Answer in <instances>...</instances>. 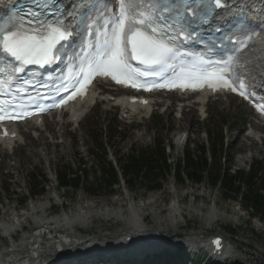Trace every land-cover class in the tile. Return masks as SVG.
<instances>
[{
    "label": "snow or ice",
    "instance_id": "snow-or-ice-1",
    "mask_svg": "<svg viewBox=\"0 0 264 264\" xmlns=\"http://www.w3.org/2000/svg\"><path fill=\"white\" fill-rule=\"evenodd\" d=\"M32 3L40 11L24 13L21 8L6 18L0 16V97L7 98L0 99V120L15 118L11 112L23 106L20 101L35 99L24 96L34 83L21 75L28 66L45 68L59 62L67 71L61 69L59 76H50L53 85L41 86L54 87L58 96L72 89L68 99L82 94L97 76L146 91L207 85L213 91L227 88L250 98L233 67L234 53L245 46L240 38L221 34L208 44L207 52L214 50L217 41L232 45L226 58L215 60L186 47L194 41L203 42L198 29L209 22L216 9L226 6L227 0H117L115 12L111 0H94L86 13L77 16L74 29L65 23L62 0ZM242 35L250 41L249 34L242 31ZM252 99L255 101L254 96ZM65 102L61 96L59 103ZM257 110L264 112V106L257 104Z\"/></svg>",
    "mask_w": 264,
    "mask_h": 264
},
{
    "label": "rangeland",
    "instance_id": "rangeland-1",
    "mask_svg": "<svg viewBox=\"0 0 264 264\" xmlns=\"http://www.w3.org/2000/svg\"><path fill=\"white\" fill-rule=\"evenodd\" d=\"M164 100L165 103L170 102L173 100V95L167 96ZM163 109L164 107L161 105L158 111L153 113L149 119H134L132 123H123L119 122L120 117L115 108H110L107 104L98 103L84 116L80 125L78 124L80 128H75L71 124H66L65 128V124L62 122L63 125L61 126L64 128L61 130L64 131V134L61 138L56 139H53V133L58 131L60 125L57 126L56 124H52L51 117L45 124L50 134L47 132L45 133L44 130V132L41 130L37 133V136L40 133L47 134L44 141L47 143L49 149V162L45 158H42L38 160L31 159L29 162L24 163L25 158L30 156L29 150L27 151L29 148V144L27 143L34 141L33 139L35 138L32 137L31 132L28 133L26 129L24 131L22 130L26 136H30L25 140V146H17L16 148L18 149H16L15 152L14 148L11 152L13 153L11 157H8L0 148V217L4 215L7 218V213L3 214L2 211L8 209L9 213L14 209L13 207H18L19 213L17 211L16 213L21 215L30 207L29 205H31L32 202L34 203L46 196L54 198L55 202L63 203L62 206L59 204L57 205L58 208L52 209L53 212H58L61 209H69L68 213H70L74 207L87 203L92 204L94 201L98 203V206L111 205L113 202V206L115 207H118L119 204H123L125 209L127 206H125L123 198L127 195L135 198L137 205H140L147 198L157 194L158 201L154 208L157 214L160 210H165L169 204L178 201V205L180 206L178 214L183 213L185 217H187L184 218L183 221L178 217V220H181V224L169 225L164 215L167 214V211L158 214L157 219H154L150 210L151 208H144L143 213H149L152 217L148 219L150 220L151 229L160 231L168 228L174 231L180 230L181 232L196 229V233L201 234L200 232L205 229L203 225V215L198 216L195 215L194 212L200 213L204 210L203 214H206L208 208L215 199L219 205V211L222 213L226 212L228 215H223V217H221L222 219L220 218V220L216 221L212 228L224 230V232H226L224 224L232 225L236 231L235 240L241 243V246L239 245L240 251L253 254L252 260L263 258L264 218L259 215L254 216L252 210L244 209V205L239 199L225 197L221 190L217 187H213L208 180H204L199 184H194L187 177H184V182L181 183L178 182L174 176L168 175L162 180L161 188L152 191H147L146 188H144L143 182L135 183L132 186L127 184L128 178L123 175L121 169L125 157H128L127 155L130 154L132 148L138 149V151L148 150L152 147L153 140L156 136L162 137L167 143L171 144V147H166L165 156L172 168L177 165L185 152H195L196 147L202 144L209 146L213 135H216L218 138L222 137L224 141V150L218 163L221 169L230 168V172L232 173L237 170L246 171L248 169V163L243 161L241 165H237L235 160L239 156L250 155L251 153H253L251 162H260L264 167V154L262 155L254 152L258 146H263L264 143L261 144V141H259V144L257 141L252 142L251 139H248L246 137L248 131L247 127L243 128L237 135L228 132L230 126L243 123L244 120L248 121L247 119L250 118L244 107L237 104L232 98L221 97L218 101H210L206 111L207 117L205 119L200 117L197 109L193 108H185L181 115V119L177 117L175 108L167 109L166 111ZM158 115H160V117ZM152 117L154 118L151 120ZM156 117L161 119L164 127L160 132L151 130L153 126L152 122ZM64 120L67 121V118ZM91 124V128H94L97 133V140L101 133H106V137L103 139L106 152L105 161H102V157H99L103 149L97 151V157L90 156V153H96L91 138L87 134V127ZM115 124L118 126L116 136L112 137L111 133L113 132ZM139 132L143 134V139L141 140L135 138V134ZM182 132L187 134L189 139L184 146L179 147L177 141ZM260 134L264 137L263 132ZM181 142L180 140V144ZM65 143L68 145V148L66 153L62 154L60 153V148ZM230 144H232V146H230ZM18 159H21L22 168L24 169V173H21L19 177L17 175L19 169H10V167H14V164H18ZM109 160L117 171L119 181L118 184L112 187L113 192L110 191L111 193L100 185L98 177L100 171L98 161L102 164L106 161L110 163ZM66 169H70L71 173L73 172L74 175L70 174V177L79 176L81 178L82 183L77 189L73 187L54 188L56 185L54 176H57V173L63 172ZM34 177L35 180L40 182L45 188L43 194L29 198L28 192L31 190L30 183L34 182ZM16 178L17 181L15 182ZM50 178L53 179L49 180ZM49 188H53V190L49 191ZM85 188L95 190L97 194L91 195L86 192ZM56 193L60 195L59 199L56 198ZM116 198L121 199V203L120 200ZM2 205L6 208H2ZM177 216L179 215H176V221ZM183 222H185V224H183ZM31 223L32 220L30 218L24 222L26 227L23 229L21 236L28 235L27 226H30ZM121 223L124 225V223L120 221H103L101 218H97L93 221V226L89 227L87 231L88 233H97L102 229L100 227H110L112 229L111 232L113 231L117 234V232L120 230L122 231L124 227V229H126V226L119 227ZM39 231L40 229H38V232ZM158 231L154 232L157 233ZM113 235H115V233ZM19 239L14 245L22 241V238L20 241ZM0 241L4 240L1 239ZM236 254L239 256L241 255L239 252Z\"/></svg>",
    "mask_w": 264,
    "mask_h": 264
},
{
    "label": "bare ground",
    "instance_id": "bare-ground-1",
    "mask_svg": "<svg viewBox=\"0 0 264 264\" xmlns=\"http://www.w3.org/2000/svg\"><path fill=\"white\" fill-rule=\"evenodd\" d=\"M262 56H264V44L258 49L257 53L255 54L256 59H260ZM252 66H256V64L253 62ZM96 90V89H95ZM172 95V94H170ZM94 98H101V99H106V95L104 94H99L96 91L92 92L90 96L85 99L81 104L76 105L73 107V111L68 114V119L69 121L73 118H75L77 115H82L86 110L90 108V104L94 100ZM180 101V100H179ZM194 102L196 103V107L198 111L201 113V115L205 112H203V108L208 105L205 104L203 105L200 101V99H194ZM119 103L121 106V114H126L128 118L136 117L140 118L141 116L146 117L148 112L151 110L150 105L145 106V107H140V108H133L132 106H127L125 101L122 99H115L114 101H109V104H115ZM179 106V105H178ZM190 105H185L183 107H187ZM183 107L177 111H183ZM55 121V122H54ZM80 122V121H79ZM79 122L75 123L72 122V125L76 124L78 126ZM52 123H55L56 125H60L58 131L53 133V139L55 138H61V136L64 134V131L61 130L64 127L61 126L63 123L60 122V119H53ZM45 120H43L42 124L39 126L33 127L32 129L34 132L33 139L34 141L29 142V157L25 158V162H29L31 159H42L45 158L49 162V149L47 147V143L44 141L46 139L45 133H40L37 136V132L39 131H45ZM24 130L25 127H28L26 124H21L18 125V128ZM44 128V129H43ZM19 135L14 139V140H3L0 142V147L5 149L7 153L13 155L12 150L17 147L19 143H22V134L20 131L18 132ZM259 131L251 130L248 131V135L250 137H257L259 134ZM50 134V133H48ZM48 138V136H47ZM135 138L138 140L143 139V134L142 133H137L135 134ZM182 136L178 138L177 144H180ZM261 144L264 143V138H260ZM28 142V141H27ZM26 144V141L23 143ZM27 146V145H26ZM68 148V145L65 143L62 145L60 148V153H66ZM11 150V151H10ZM256 153L264 154V145L263 146H258L255 151ZM253 156V153L250 155H245V156H239L236 160L235 163L237 165H241L243 161H246L248 157ZM18 164H14V167H10L13 170L15 168L19 169L17 175L21 173H24V169L22 168V161L21 159L17 160ZM17 181V178L15 179V182ZM53 188H49V191H52ZM57 196L56 198L59 199L60 195L57 193L55 194ZM193 196V195H192ZM120 200L121 199L116 198ZM115 199V200H116ZM125 202V209L124 205H118V207L113 206L114 202L111 205H104V206H98V203L95 201L87 204H82L78 205L77 207H74L73 210L69 212V210L65 213H60L58 216H54L53 218H49L48 216L45 215V212L47 211L49 207V201L50 197L46 196L41 200H37L36 202L32 203L30 207L23 212L21 215H18L15 211V209H12L8 213V209L3 210V214L7 213V218L3 215L0 217V232L4 233L5 235L7 234H12L16 227L20 226L22 222H25L29 218L32 220L33 225L35 226V229H40L39 232L45 229H54L58 228L61 229L62 232L58 236L59 239H54L53 240H48L46 244L39 249H36V245L38 244L39 238L36 235L31 236H23L22 241L18 243L17 245H12L11 247V253L12 255L9 256L7 259H1L0 258V264H65L75 253L82 251L84 248L85 243H88L92 238L88 237L84 241L78 240L75 238V236L72 234L73 229L75 226H81L85 227L87 225V222L90 221V219L94 218H101L103 220H115V221H120L124 223V226H126V229L122 230L125 233L132 234L133 237L135 236L138 238V240L141 241L143 240H148V235H145V233L149 234H156L154 231L158 230H153L148 227H143L141 224V220L139 218V211L144 208H151V213L154 219H157L158 214L164 213V211H167V214H164L166 217V221L168 222L167 224L172 225L176 223V214L180 211V206L178 205L179 202H173L169 204L165 210L161 211L157 214L154 211V208L156 206V202L158 201V195H152L150 198H147L142 204L137 205L135 203V198L127 195L126 197L123 198ZM117 202V201H116ZM119 203V201H118ZM2 208H6L4 205H2ZM219 205L217 204L216 200L214 199L212 204L207 210V213L205 214V222H212L214 219L218 220L221 217H223V213L220 212ZM122 210V211H121ZM60 216V217H59ZM152 218V217H151ZM160 218V217H159ZM164 218V216H163ZM222 219V218H221ZM161 223V221H160ZM165 225V224H164ZM169 227V226H168ZM147 229H150L146 232ZM159 232V231H158ZM121 233V232H120ZM197 234V233H196ZM119 233H115L111 238H114L116 236H119ZM200 235V234H199ZM197 235V236H199ZM106 237L107 235H103ZM196 236V235H195ZM193 237V236H192ZM109 238V237H108ZM191 240H193L191 238ZM105 240L102 241V247L104 249H111L112 247L117 246V242L110 240L104 244ZM119 243V242H118ZM67 245L63 249V254L60 256H52V254L58 250V247L61 245ZM112 246V247H111ZM135 246V245H134ZM153 247V245H151ZM83 248V249H82ZM135 248V247H134ZM51 256V257H49ZM37 257V258H36Z\"/></svg>",
    "mask_w": 264,
    "mask_h": 264
},
{
    "label": "trees",
    "instance_id": "trees-1",
    "mask_svg": "<svg viewBox=\"0 0 264 264\" xmlns=\"http://www.w3.org/2000/svg\"><path fill=\"white\" fill-rule=\"evenodd\" d=\"M154 129L163 130V124L159 119L154 123ZM90 137L96 143V148L101 149L103 135L98 137L94 129L90 131ZM195 152H185L173 168L167 163L165 156L164 139H156L150 150L141 152L132 149L131 154L125 157L121 165L122 173L127 176V184L133 185L138 182L144 183L147 191L159 190L161 182L166 176L172 175L178 182H184L187 177L192 183L199 184L204 180L221 190L222 194L227 198L239 199L244 208L252 210L254 216L259 215L264 218V179L262 175L263 166L260 163L253 164L247 171H235L230 173L228 169H221L218 165L223 152V143L218 141L214 136L210 142V147L205 145L198 147ZM101 185L108 192L112 191V187L118 183L116 171L111 166L104 167L102 170ZM59 182L62 187H80L82 181L79 176L70 177L67 171L59 173ZM33 195L43 191L42 185L34 181L32 183ZM86 192L91 195L97 194L95 190L85 188ZM234 232V229H230Z\"/></svg>",
    "mask_w": 264,
    "mask_h": 264
}]
</instances>
